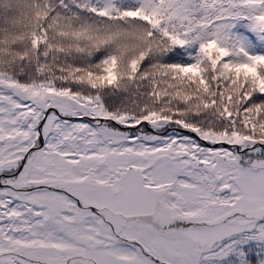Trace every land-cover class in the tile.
<instances>
[{"label": "snow or ice", "instance_id": "snow-or-ice-1", "mask_svg": "<svg viewBox=\"0 0 264 264\" xmlns=\"http://www.w3.org/2000/svg\"><path fill=\"white\" fill-rule=\"evenodd\" d=\"M0 264H264V0H0Z\"/></svg>", "mask_w": 264, "mask_h": 264}]
</instances>
